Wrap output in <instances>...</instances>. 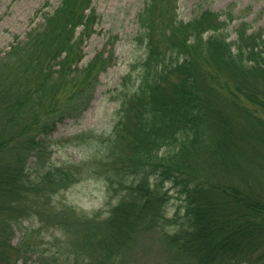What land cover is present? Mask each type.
Returning <instances> with one entry per match:
<instances>
[{
    "label": "trees",
    "instance_id": "1",
    "mask_svg": "<svg viewBox=\"0 0 264 264\" xmlns=\"http://www.w3.org/2000/svg\"><path fill=\"white\" fill-rule=\"evenodd\" d=\"M176 2L144 0L115 119L107 133L82 132L94 151L78 163H51L48 135L83 113L111 64L99 51L78 66L97 22L92 0H45L0 54V264L17 263L30 235L13 243L15 225L34 216L65 236L70 264H109L136 230L166 227L171 264H264V26L209 8L185 21ZM92 177L108 208L51 205ZM166 184L182 214L167 216ZM38 251L40 264L61 254Z\"/></svg>",
    "mask_w": 264,
    "mask_h": 264
},
{
    "label": "rangeland",
    "instance_id": "2",
    "mask_svg": "<svg viewBox=\"0 0 264 264\" xmlns=\"http://www.w3.org/2000/svg\"><path fill=\"white\" fill-rule=\"evenodd\" d=\"M44 1L0 0V54L17 40L23 39L25 33L36 25L40 20L36 10ZM48 1L52 8L59 0ZM143 3L144 0H92L98 15L97 22L94 26L95 31L83 42V56L78 66L86 65L99 51L104 52L103 56H111V64L99 72L93 98L83 113L76 118L68 117L57 122L54 130L48 135L51 139L49 150L51 163L74 164L85 160L91 156L94 149L86 145L87 135H82V132L92 130L95 134L102 131L107 133L111 128L119 102L115 87L126 73L130 59L138 55L134 42L137 30L136 14ZM198 8L235 13L239 19L251 23L255 29L264 26V0H177L176 2L178 17L185 21L189 20ZM32 163L33 157L29 156L25 164ZM36 170L38 168L34 166L28 169L33 174ZM166 186L170 185L166 184ZM167 190L169 195L165 206L167 216L182 214L184 203L179 194L171 187ZM106 203L107 194L103 181L92 177L81 178L54 194L51 205L59 207L68 204L77 211L91 213L108 208ZM22 221L15 225L12 242L17 243L21 236L27 233L30 239L26 241L28 246L23 248L16 264H40L38 250H46L42 252L43 256H48L53 251H60L56 264H70L63 254V245H66L65 236L56 225L49 221L40 222L36 216ZM165 232L172 233V228L142 232L136 230L131 234L126 246L109 258L110 262L171 264L163 241Z\"/></svg>",
    "mask_w": 264,
    "mask_h": 264
}]
</instances>
